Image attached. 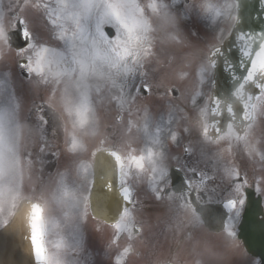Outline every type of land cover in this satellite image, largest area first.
I'll list each match as a JSON object with an SVG mask.
<instances>
[{"label":"snow or ice","instance_id":"obj_1","mask_svg":"<svg viewBox=\"0 0 264 264\" xmlns=\"http://www.w3.org/2000/svg\"><path fill=\"white\" fill-rule=\"evenodd\" d=\"M179 2L0 0V230L9 227L11 218L19 217L24 229V251L31 264H73L70 254L76 256L85 251V242L79 239L77 251H73L63 229L76 211L87 222L91 190L85 194L80 186L69 182L66 174L58 173L55 189L50 193L36 196L35 187L31 194L25 193L23 179L17 180V172L22 173L23 163L29 169L34 163L31 151L19 152L23 137L20 113L28 92L34 91L32 85L36 84L43 86L46 93L39 103L33 99L29 110L40 133V157L47 153L59 160L62 153L78 155L85 147L83 137L89 131L99 132L97 101L106 92L112 94L115 122L122 124L127 116L130 126L131 104L139 96L152 95V84L143 69L144 60L154 52L155 45L153 28L144 17ZM183 4L184 18L191 21L197 6L190 0H183ZM239 7L242 11L233 17L235 23L227 36L221 33L216 44L207 45L204 56L207 71L212 73L214 92L209 94L206 105L211 118L201 135L224 143L229 150L233 142L241 147L250 131L264 126V0H241ZM190 35L199 39L195 30ZM203 82L202 71L199 83ZM178 91L175 87L167 89L173 97ZM199 95L197 91L192 96L194 105ZM61 134L65 137L62 148L56 143ZM110 139L100 136L91 150V163L81 164L79 172L92 187L96 185L97 168L107 177L98 196L103 217L92 213L91 218L97 222V232L110 229L106 253L112 254L107 257L108 264H128L133 247L121 246L120 241L125 235L129 240L143 237V228L135 224V213L144 211L135 173L143 172L146 157L137 154L135 148L122 151ZM170 139L172 143L179 142L175 133ZM184 152L190 154L189 146L184 147ZM258 154L264 161V148H259ZM114 167L116 180L111 178ZM165 179L167 182L161 187L160 182ZM231 179L223 195L213 199L208 193L218 192L216 176L178 164L153 175L149 192L153 201L161 203L173 200L179 189L181 208L190 209L197 221L206 222L212 230L222 231L243 244L252 264H264V250L255 252L248 243V238L257 233L264 237V177L256 176L249 184L245 166L244 172L237 167ZM117 182L119 199L114 191ZM204 195H208L209 207L201 220L196 203L202 202ZM129 217L133 226L126 233L125 221Z\"/></svg>","mask_w":264,"mask_h":264},{"label":"flooded vegetation","instance_id":"obj_2","mask_svg":"<svg viewBox=\"0 0 264 264\" xmlns=\"http://www.w3.org/2000/svg\"><path fill=\"white\" fill-rule=\"evenodd\" d=\"M182 3L183 0H180L176 6H184ZM190 3L204 8L198 9L199 12H205L199 22L205 18L204 24L216 30L223 29L228 24L227 17L232 8L229 0H190ZM226 34L224 30L222 35ZM167 89L152 86V94L169 97ZM206 102V96L201 93L195 105L192 101H188L185 106L174 105L168 120L163 118L160 121H149V124L140 127L139 134L134 136L133 145L130 147L135 148L137 154L146 157L143 172L135 173L138 177L139 198L144 202V211L135 213V224L143 228V237L134 236L129 240L125 235L121 238V246L131 244L133 247V255L128 258V264H252V258L245 253L243 244L227 237L222 231L212 230L206 222L197 221L190 209L179 206V189L173 200L161 203L153 201L149 192V181L153 175L174 169L178 164L204 169L214 174L218 192L208 193L213 199L217 195H223L224 190L231 185V177L237 167L244 172L246 166L249 184L256 176L264 177V161L258 154V149L264 148V144H260V141L264 140V126L258 125L250 131L241 147H237L233 142L229 150L224 143L207 140L201 135L202 128L208 123ZM155 113L161 116L159 111ZM111 120L110 114L104 112L101 121L104 122L106 135L109 137L114 130ZM116 131L119 132L120 129ZM172 133L178 136V143L171 142ZM186 145L190 148L188 155L184 152ZM153 169L156 170L155 173ZM166 182L167 179L161 181L160 186L164 187ZM261 187L264 189V182ZM208 195L203 196L202 202L196 203L201 220L206 216L198 211V207L209 206L206 203ZM125 224L124 231L127 233L132 229L133 219L127 218ZM67 234L65 237L68 246L73 251L78 248L76 240H83L85 245L89 242L86 235L80 234L79 231H70ZM86 249L85 246V251ZM85 251L76 256L70 254V258L81 261V255ZM148 258L149 262L146 261ZM102 262L108 264V261Z\"/></svg>","mask_w":264,"mask_h":264},{"label":"rangeland","instance_id":"obj_3","mask_svg":"<svg viewBox=\"0 0 264 264\" xmlns=\"http://www.w3.org/2000/svg\"><path fill=\"white\" fill-rule=\"evenodd\" d=\"M147 2L148 0H143V3L146 4ZM162 2L165 3L164 0ZM4 6L8 7V4L5 3ZM196 6L197 9L194 12L196 17H193L194 19H198L196 24H190V21L184 18V13L176 12L172 8L161 9L159 12H152L147 17H144L153 28L151 35L152 42L155 45L154 52L144 60L143 70L147 72V79L154 88L162 87L166 90L170 87H177L181 92V96L173 102L162 96L137 97L135 103L131 104L132 123L129 126L127 116H125L124 123L117 124L115 122L116 108L111 104L112 94L106 92L103 96V101L106 103L110 102V104L104 106L105 109L102 107L98 108V119L101 120L103 118L104 112L110 114L112 119L110 122L112 127H114V130L110 133V143L117 144L121 150L127 151L130 148L136 137L135 135L139 134L140 127L148 125L149 121H160L163 118L168 120L169 113L174 105L185 106L188 101H192L194 93L203 86L205 87L206 94H210L211 73L207 71V62L204 56L206 54V46L215 43V41L217 42V34L221 33L223 29L216 30L205 25V18L199 22L205 12H199V10H204V8H200L203 6L198 4ZM205 8L207 9V7ZM193 30L199 33L198 40L190 35ZM208 34L214 35L215 38L206 36ZM177 37H179V40L176 39ZM192 53L195 54L191 55ZM16 71L18 72V70ZM202 71L204 82L201 84L199 80ZM136 83H139L138 77ZM32 88L34 91L28 92L23 111L20 113L23 137L20 141L19 152L23 154L26 150L31 151L34 163L31 169H29L26 163H23L22 173L20 171L17 172V180L23 179L26 194H31V189L35 187L37 189L35 195L38 196L40 192L50 193L54 190L58 173H64L70 183L80 186L81 191L87 194L90 184L83 181L79 172V166L90 163V151L92 147L98 143L100 136L107 134V131L100 125L98 134H93L89 131L83 137L85 147L78 152V155L68 156L67 153H62L54 171H51L53 165L46 170L47 173L44 169L41 171L42 168L39 166L40 155L38 153L40 133L32 126L28 129L26 121H34V117L29 111L32 100L35 99L39 103V99H41L40 93L45 91L41 85L33 84ZM158 111L161 116L156 115L155 112ZM98 123L100 124L99 121ZM117 129H120V131L117 132ZM56 143L60 144L58 140ZM89 179H91V171L89 172ZM56 214H60L59 210H57ZM92 222L93 219L90 212L85 223L81 217V213L76 211L72 213L67 221V226L63 229L64 235H68L67 233L70 231H79L80 234H83V230L85 231L84 234L89 242L87 250L82 255L80 254L82 259L81 261L79 260V264H86L89 260L101 262L96 264H102V261H108L107 257H110L112 254L111 252L106 253V246L110 239V229L102 228L101 232H97L96 223ZM72 261L73 264H76V260L73 259ZM146 261L149 262L150 258L146 259Z\"/></svg>","mask_w":264,"mask_h":264},{"label":"water","instance_id":"obj_4","mask_svg":"<svg viewBox=\"0 0 264 264\" xmlns=\"http://www.w3.org/2000/svg\"><path fill=\"white\" fill-rule=\"evenodd\" d=\"M238 3V13L240 15L242 9L239 7L241 0H236ZM221 87L223 88V81H221ZM214 92V89L212 93ZM177 94V93H176ZM223 99V92L218 93ZM211 116L209 114V120ZM113 180L117 179V173L114 167L112 177ZM96 185L93 187L91 192V211L97 216L103 217L101 211V204L98 199L100 189L104 186V181L107 177H103L100 174L99 169L95 170ZM119 183L117 182L116 192L117 198L119 199L118 193ZM105 190H107L105 188ZM207 210H201L202 214L207 215ZM209 226V225H208ZM24 229L19 217H13L10 221L9 227L4 230H0V264H31L30 257L25 253V242L22 240ZM248 243L252 247L253 251L260 252L264 250V237H261L259 233L248 238Z\"/></svg>","mask_w":264,"mask_h":264}]
</instances>
